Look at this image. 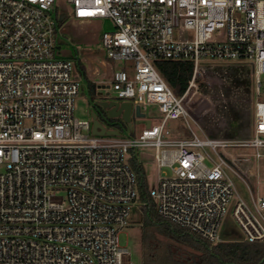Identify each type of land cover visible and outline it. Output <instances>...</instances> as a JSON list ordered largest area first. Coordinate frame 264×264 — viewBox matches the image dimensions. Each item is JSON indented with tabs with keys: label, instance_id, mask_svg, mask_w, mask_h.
<instances>
[{
	"label": "built area",
	"instance_id": "built-area-1",
	"mask_svg": "<svg viewBox=\"0 0 264 264\" xmlns=\"http://www.w3.org/2000/svg\"><path fill=\"white\" fill-rule=\"evenodd\" d=\"M66 1L78 20L114 24L101 42L106 58L123 64L102 86L163 115L135 135L92 133V121L74 117L80 77L77 60L58 53L65 14L56 0H0V264H132L119 232L142 204L128 157L143 147L154 149L148 190L162 218L216 243L233 200L241 240L264 242V193L234 196L227 171L245 181L229 147L264 155V0ZM163 59L192 63L181 93L159 71ZM242 97L252 108L249 135L196 133L193 125ZM168 119L190 135L169 136Z\"/></svg>",
	"mask_w": 264,
	"mask_h": 264
},
{
	"label": "rangeland",
	"instance_id": "rangeland-1",
	"mask_svg": "<svg viewBox=\"0 0 264 264\" xmlns=\"http://www.w3.org/2000/svg\"><path fill=\"white\" fill-rule=\"evenodd\" d=\"M58 10H62L65 14L63 19V32L58 35V53L65 56L75 58L77 63V70L80 77L79 93L74 100V117L77 119H87L91 121V112L96 109L95 102L98 100V91L103 94L108 92L106 97H115L113 92L107 88V76L110 71L120 67L123 62L118 60H109L105 56V50L102 46L101 35L104 31H109L114 28L111 19L106 17L78 20L73 16L72 5L66 0H56ZM93 83L96 87L93 88ZM233 90H235L233 88ZM239 90L236 89V95H239ZM209 94V93H208ZM215 102H219L220 96L209 94ZM244 95V94H243ZM259 99L264 100V74L262 75V88L258 96ZM244 97L240 98V104L248 105V119L249 123L252 119V108L249 104L241 103ZM227 107L218 106L213 113L201 121L199 127H194L196 133L200 136H214L224 137L223 134L228 133L229 121L232 116V109L227 103ZM234 110V109H233ZM141 111L144 116L140 118L135 114L134 106H132L129 126L126 122L117 125L120 134H138L142 128L146 126L145 119H150L152 124L159 123L162 113L154 104L141 105ZM247 115V114H246ZM246 115H241L240 119H246ZM104 121V120H103ZM191 122V121H190ZM248 123V128L250 127ZM252 123H250L251 125ZM108 125V124H107ZM168 131L169 136H183L185 134V124L179 119H168L164 127ZM214 134V135H213ZM248 135V134H246ZM245 136V135H240ZM264 137V135H262ZM207 151L216 158V154L206 147ZM219 148H217V151ZM229 151L234 152L235 158L238 161L239 174L245 179L232 173L227 169L231 176L234 186L235 194L237 193L243 199L250 202V191L253 196L264 193V155L258 158L253 157L254 148H236L229 147ZM264 152V148H259ZM153 148H138L135 153L138 160L142 163L146 174L148 185L151 186L156 177V164L153 161ZM205 162L211 166L213 163L206 159ZM63 193V191H59ZM233 199V198H232ZM233 200L226 207V211L221 219L219 225V232L225 240L241 239L243 232L232 216ZM157 228L144 226L142 223L141 212L139 208H134L131 212L129 223L119 232V241L122 246H125L129 251V260L132 264H173L170 260V253L177 252V254H188L192 249L184 244L174 241L158 231ZM153 231L152 236L150 233ZM179 254V255H180ZM179 264L175 262L174 264Z\"/></svg>",
	"mask_w": 264,
	"mask_h": 264
},
{
	"label": "trees",
	"instance_id": "trees-1",
	"mask_svg": "<svg viewBox=\"0 0 264 264\" xmlns=\"http://www.w3.org/2000/svg\"><path fill=\"white\" fill-rule=\"evenodd\" d=\"M58 23L63 19L58 15ZM157 67L166 81L176 92L181 93L187 84L191 73L192 63L187 60L163 59L157 61ZM242 85H249V76L246 72L238 74ZM238 95V94H237ZM232 109L229 121V131L222 136L249 135L248 128V105L228 103ZM246 119H240L241 115ZM121 125L124 121L120 118ZM118 122L115 127L120 123ZM190 135L189 129L185 128L183 136ZM214 135V134H213ZM128 163L136 176L138 200L142 202L139 210L142 223L145 226L159 229L158 231L176 242L188 245L192 252L186 254L170 253V260L179 264H264V242H250L241 239L223 240L213 243L200 237L192 230L180 226L174 222L162 218L156 209V203L149 195L148 182L142 163L132 150L128 157ZM153 231L150 233L152 236ZM178 264V263H177Z\"/></svg>",
	"mask_w": 264,
	"mask_h": 264
},
{
	"label": "water",
	"instance_id": "water-1",
	"mask_svg": "<svg viewBox=\"0 0 264 264\" xmlns=\"http://www.w3.org/2000/svg\"><path fill=\"white\" fill-rule=\"evenodd\" d=\"M93 88L95 89V86L93 85ZM209 94H212V85H209L208 91ZM108 92H105L103 94L101 91L97 92V95L99 96L98 100L95 102L96 104L100 105L104 110L105 114L108 117H116L119 116L124 122H126L129 126H131L130 117H131V111H132V104L129 101H119L115 98H109L106 97ZM213 99H217V97H213ZM135 114L142 119L144 116V113L140 110V107L138 105L134 106ZM99 113L92 111L91 112V132L95 134H118L119 131L114 128L106 127L102 121L99 119ZM146 126L150 124L149 119H145Z\"/></svg>",
	"mask_w": 264,
	"mask_h": 264
},
{
	"label": "flooded vegetation",
	"instance_id": "flooded-vegetation-1",
	"mask_svg": "<svg viewBox=\"0 0 264 264\" xmlns=\"http://www.w3.org/2000/svg\"><path fill=\"white\" fill-rule=\"evenodd\" d=\"M94 105L96 107L95 112L99 113V116L98 117L102 121V123L105 126H107V127H115L116 124L119 122L120 117L119 116H116V117H113V118L108 117L105 114V110L100 105H98L96 103Z\"/></svg>",
	"mask_w": 264,
	"mask_h": 264
},
{
	"label": "crops",
	"instance_id": "crops-1",
	"mask_svg": "<svg viewBox=\"0 0 264 264\" xmlns=\"http://www.w3.org/2000/svg\"><path fill=\"white\" fill-rule=\"evenodd\" d=\"M77 63H78V61H77Z\"/></svg>",
	"mask_w": 264,
	"mask_h": 264
}]
</instances>
